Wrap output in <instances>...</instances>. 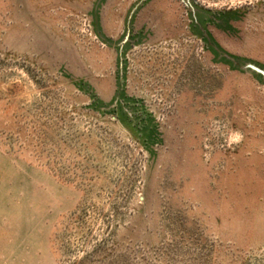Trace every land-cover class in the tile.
<instances>
[{
	"label": "rangeland",
	"instance_id": "1",
	"mask_svg": "<svg viewBox=\"0 0 264 264\" xmlns=\"http://www.w3.org/2000/svg\"><path fill=\"white\" fill-rule=\"evenodd\" d=\"M0 264H264V0H0Z\"/></svg>",
	"mask_w": 264,
	"mask_h": 264
}]
</instances>
